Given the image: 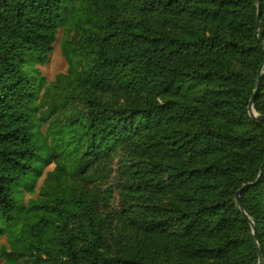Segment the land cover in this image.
Wrapping results in <instances>:
<instances>
[{
	"label": "trees",
	"instance_id": "16d2710c",
	"mask_svg": "<svg viewBox=\"0 0 264 264\" xmlns=\"http://www.w3.org/2000/svg\"><path fill=\"white\" fill-rule=\"evenodd\" d=\"M263 166L264 0H0V262L264 264Z\"/></svg>",
	"mask_w": 264,
	"mask_h": 264
},
{
	"label": "rangeland",
	"instance_id": "374dc122",
	"mask_svg": "<svg viewBox=\"0 0 264 264\" xmlns=\"http://www.w3.org/2000/svg\"><path fill=\"white\" fill-rule=\"evenodd\" d=\"M67 33L71 35L70 32H68L67 30H60L57 42L54 47V52L50 57L49 63L44 67H39L40 73L45 78L47 86L54 84L56 78L59 75L66 74L69 71L70 65L66 57V47L68 40ZM52 169L53 167L51 166L49 170ZM40 185L41 183L38 184V187H40ZM30 197L32 196H30L29 194L26 195L27 199H29ZM2 245L7 247L9 246L6 236H3L0 240V248ZM0 264H4V262L1 261Z\"/></svg>",
	"mask_w": 264,
	"mask_h": 264
},
{
	"label": "water",
	"instance_id": "95a60500",
	"mask_svg": "<svg viewBox=\"0 0 264 264\" xmlns=\"http://www.w3.org/2000/svg\"><path fill=\"white\" fill-rule=\"evenodd\" d=\"M260 18H261V12H260V9H259V16H258V21H259V22H260ZM260 82H261V78H259L258 83H260ZM253 111H255V109H254V97H253L252 100H251V110H250V114H251V116H252L253 118H256L257 115H256V113L254 114ZM263 170H264V166L262 167V172H263ZM251 186H252V185H248L246 188H249V187H251ZM246 188H245V189H246ZM242 191H243V190L239 191L238 194H237V200H238V201H240V196H241ZM245 216H246V218H248L247 215H245ZM253 235H254V239H255L256 245H257V247H258V249H259V254H261V250H260L259 242H258L257 229H256L255 227L253 228ZM260 264H262V261H260Z\"/></svg>",
	"mask_w": 264,
	"mask_h": 264
},
{
	"label": "bare ground",
	"instance_id": "6f19581e",
	"mask_svg": "<svg viewBox=\"0 0 264 264\" xmlns=\"http://www.w3.org/2000/svg\"><path fill=\"white\" fill-rule=\"evenodd\" d=\"M254 112V114H255V111H253Z\"/></svg>",
	"mask_w": 264,
	"mask_h": 264
}]
</instances>
